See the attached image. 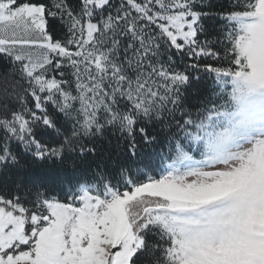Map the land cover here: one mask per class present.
Wrapping results in <instances>:
<instances>
[{
    "label": "snow or ice",
    "instance_id": "6c2138e0",
    "mask_svg": "<svg viewBox=\"0 0 264 264\" xmlns=\"http://www.w3.org/2000/svg\"><path fill=\"white\" fill-rule=\"evenodd\" d=\"M0 264H264V0H0Z\"/></svg>",
    "mask_w": 264,
    "mask_h": 264
},
{
    "label": "trees",
    "instance_id": "16d2710c",
    "mask_svg": "<svg viewBox=\"0 0 264 264\" xmlns=\"http://www.w3.org/2000/svg\"><path fill=\"white\" fill-rule=\"evenodd\" d=\"M212 3L213 4H217V5H219V4H227L228 0H212Z\"/></svg>",
    "mask_w": 264,
    "mask_h": 264
}]
</instances>
